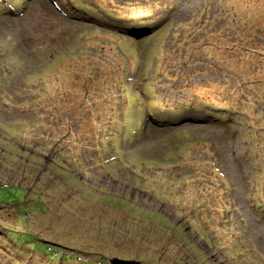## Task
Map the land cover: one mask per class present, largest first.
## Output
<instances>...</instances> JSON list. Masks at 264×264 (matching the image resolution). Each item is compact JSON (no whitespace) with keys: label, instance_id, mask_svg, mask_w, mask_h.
<instances>
[{"label":"rangeland","instance_id":"1","mask_svg":"<svg viewBox=\"0 0 264 264\" xmlns=\"http://www.w3.org/2000/svg\"><path fill=\"white\" fill-rule=\"evenodd\" d=\"M13 1L0 201L48 230L23 226L63 264H264V0ZM8 237L0 264H62Z\"/></svg>","mask_w":264,"mask_h":264},{"label":"trees","instance_id":"2","mask_svg":"<svg viewBox=\"0 0 264 264\" xmlns=\"http://www.w3.org/2000/svg\"><path fill=\"white\" fill-rule=\"evenodd\" d=\"M12 4L14 5L18 3L16 2V0H14ZM138 24L140 23L138 22ZM147 33L148 32L146 31L143 34L146 35ZM3 186L6 185L4 184ZM41 215L46 216V214L40 210V207L37 209H32L30 219H28V215H25V212L23 210L16 209L15 203L8 201H0V230L5 232L7 236L11 237L10 239L13 242L10 239L9 240L12 242V245L18 248L19 250L21 249L25 255H27V253H30L31 256L42 255L45 256L47 261L50 263L54 261L53 259L57 260L60 258L62 261L61 263L63 264L65 257H68V255L64 256L66 253H70L71 255L78 253L80 248L75 246V244H72V248L68 247L69 252H66L65 249H63V247L61 246V244L58 243V241L56 242L54 239L42 238L37 234L38 232L33 231L32 228H25L23 226L24 222V224H30V226L38 227L40 228V230L47 231L48 222L46 218H41ZM43 223H45V225H43ZM84 248H86V246H84ZM19 252L22 254L21 251H18V253ZM121 261L132 262L133 260ZM142 261V259H139L138 261L134 262L143 263Z\"/></svg>","mask_w":264,"mask_h":264},{"label":"water","instance_id":"3","mask_svg":"<svg viewBox=\"0 0 264 264\" xmlns=\"http://www.w3.org/2000/svg\"><path fill=\"white\" fill-rule=\"evenodd\" d=\"M112 261L109 262V264H137L136 262H123L118 259H111Z\"/></svg>","mask_w":264,"mask_h":264},{"label":"bare ground","instance_id":"4","mask_svg":"<svg viewBox=\"0 0 264 264\" xmlns=\"http://www.w3.org/2000/svg\"><path fill=\"white\" fill-rule=\"evenodd\" d=\"M153 23V22H152Z\"/></svg>","mask_w":264,"mask_h":264}]
</instances>
